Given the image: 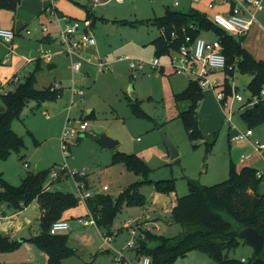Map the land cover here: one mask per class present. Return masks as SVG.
I'll use <instances>...</instances> for the list:
<instances>
[{
	"label": "rangeland",
	"instance_id": "374dc122",
	"mask_svg": "<svg viewBox=\"0 0 264 264\" xmlns=\"http://www.w3.org/2000/svg\"><path fill=\"white\" fill-rule=\"evenodd\" d=\"M25 1L20 0L15 9L0 8V24L11 26L14 19L19 18L21 21L17 28L13 29L15 34L10 42L0 38V106H4L2 94L13 88L17 80H23L25 74L33 69L38 56L49 58L54 53H58L53 57L57 63L56 67L47 69L45 64L37 72L35 86L41 88L46 82L55 80L54 82L60 83L62 94L54 99L45 100L46 102L28 99L18 116L12 119V128L23 137L24 146L19 152H12L8 157L0 158V170L9 182L19 184L26 172L34 169L40 160L50 172L59 171L64 164H67L69 171L82 173L77 181L64 171L52 178L49 172L47 181L52 180L51 183L57 184V180L63 178L62 182L68 183L66 188L77 194L76 184L83 182L85 177L88 185L83 189H88L91 193L98 192L102 191V186L106 184L108 189L102 192L116 197L124 186L140 178V175L127 170L122 162L113 160L114 150L135 152L149 166L148 177L151 182L143 183L139 187V191L141 189L144 193L140 192L145 194L147 199H151V194L155 191L153 181L158 178L173 177L175 189L170 193L182 195L189 191L188 181L190 180L210 185L225 179L229 175L230 163L237 168L241 165H249L258 166L264 170V153L258 156L256 163L252 162V158L243 157V154L255 152L251 143L255 140L254 136L250 135L252 140L233 139L237 130L236 126L239 128L244 126L241 124L244 122H242L241 110L238 108L240 101L234 103L229 123L214 95V89L219 90L220 87L204 88L203 97L198 102L196 111L200 130L205 136L189 137L178 115L180 110L187 107L188 100L177 101L174 93L182 90L185 82L189 78H194V75L185 71L169 73V68H165L163 73L157 70L149 72L146 66L137 71L134 76L135 71L129 67V58L148 60L155 57L150 40L159 34V28L149 18L163 14L164 7L167 6L171 9L184 10L187 0H123L121 3L110 0L102 6L108 7L105 15L107 17L96 18L92 29L95 44L96 41L100 44L99 58L90 63L83 61L80 72L75 74L71 73L70 59L58 40L54 39L52 42L40 40L39 35L46 34L40 29L42 25L47 26L51 32L54 29L48 12L44 9V20L40 16L26 19L35 11H33L34 7L28 6ZM28 2L37 3L35 0H27ZM255 19L264 25V10L258 12ZM27 29L30 30L29 33ZM200 36L211 40L216 34L209 30L201 32ZM253 39L264 47V31L260 28ZM84 55L93 56L88 50L84 51ZM99 59L110 61L109 67H99L97 65ZM158 60L162 64L165 63L167 55L159 56ZM225 76L228 74L223 69L211 71L207 75L213 83L224 82ZM250 77L249 73L235 71L233 76H228L227 81L233 85V91L241 94L245 99L250 95L247 88ZM72 89L76 91L82 89V93L74 94ZM134 100H137L145 114H136L133 111L129 102ZM88 113L91 114L88 115ZM83 120L86 121L87 126L80 129L79 123ZM64 126L69 132L74 133L69 136L66 156L60 142ZM252 128L255 133L264 132L260 124ZM98 129L116 139L117 144L113 147H100L94 140ZM213 136L215 140L208 149L206 141H210ZM164 137L176 147L178 151L176 157L171 158L170 149ZM258 188L259 191L264 192L261 182ZM163 197L166 195L162 196V200ZM84 206V202L79 199L76 205L66 210L72 213L69 218L74 216L76 220L80 214L85 216ZM5 207L7 210H13L7 205ZM142 209L149 214L152 212L151 207L147 205L146 207L131 206L124 203L120 206L112 223L106 227L101 226L100 228L105 230L99 231L110 234L122 224L124 219L130 215L134 216ZM150 228L155 233L173 236L182 232L183 225L179 222L168 224L161 221L160 227L151 226ZM39 229V220L36 218L32 223L33 234L31 235L37 234ZM0 231L5 233L3 229ZM123 231L120 232L123 234L116 241L119 246L124 242L126 232ZM26 233L11 235V238L19 243L12 250L0 251V264L30 262L29 258L38 261L36 253L43 254L48 264L47 253L24 237ZM94 233L96 232L93 231V236L96 235ZM76 235L80 240L81 236ZM137 237L138 233L134 237L130 233L127 241ZM127 241L123 244L125 248L116 246L115 248L122 249L133 264H140L134 252L132 255V247L127 246ZM111 242L112 239L109 243ZM72 244L79 250L72 264H111L110 254L104 252H97L96 255L92 253L88 259L83 260L86 258V255H82L83 244L77 240L72 241ZM148 245H154V241H149ZM103 247L104 245L101 248ZM227 253L230 257L247 258L252 255L253 248L240 240ZM213 262V259L205 252L193 249L186 255L177 257L172 264H212Z\"/></svg>",
	"mask_w": 264,
	"mask_h": 264
},
{
	"label": "trees",
	"instance_id": "16d2710c",
	"mask_svg": "<svg viewBox=\"0 0 264 264\" xmlns=\"http://www.w3.org/2000/svg\"><path fill=\"white\" fill-rule=\"evenodd\" d=\"M19 1L0 0V8L15 9ZM149 20L160 29V33L151 40L154 55L158 57L179 49L187 36L188 42L192 43L201 32L213 31L222 45L226 66L231 65V69L225 68L224 71L231 76L235 71L251 75L247 83L249 100L253 96L258 97V100L243 109L241 118L249 128L264 122V100L260 95L261 89H264V60L256 59L242 45L240 38L222 30L196 8L182 11L166 7L163 14ZM35 61L34 69L24 80L17 82L13 90L2 94L5 109L0 111V158L19 152L24 146L23 137L14 131L11 121L18 116L28 99L45 101L60 94V90H50V85L40 89L35 87L40 59ZM227 79L226 76L223 86L229 92ZM202 97L203 89L193 78L188 80L182 90L174 93L175 100H188L187 107L180 110L178 115L189 137L205 136L200 130L196 111ZM129 104L136 114H145L137 100L130 101ZM214 140L213 136L210 141H206L208 149ZM113 160L122 162L127 170L140 175V178L130 182L116 197L107 192H97L87 198L98 227L109 226L124 203L131 206L143 205L146 198L139 187L151 182L148 177L150 168L137 153L114 150ZM49 172L47 167L39 171L28 170L19 184H13L0 170V204L20 210L37 199L41 209L40 229L27 239L47 253L48 264H61L63 258L75 253V249L68 245L67 233L53 234L49 232V227L52 221L62 217L66 209L76 205L79 198L70 191L47 189ZM259 182L255 167L243 165L237 168L233 163H230L229 175L219 182L204 185L188 181L189 191L176 196L170 212L172 221L183 225L182 232L167 236L141 228L144 236L137 237L136 252L149 256L150 264H172L177 257L184 256L193 249L208 254L214 261L212 264H264V244L258 255L252 253L243 260L230 257L227 253L240 240L244 241L238 234L239 229L244 226H254L264 235V192L259 191ZM153 188L157 192L168 194L174 191L175 180L173 177L155 179ZM149 241H154V245H148ZM18 243L11 236L0 233V251L12 250ZM19 264L34 263L22 261Z\"/></svg>",
	"mask_w": 264,
	"mask_h": 264
},
{
	"label": "built area",
	"instance_id": "2783aa9c",
	"mask_svg": "<svg viewBox=\"0 0 264 264\" xmlns=\"http://www.w3.org/2000/svg\"><path fill=\"white\" fill-rule=\"evenodd\" d=\"M121 2L122 0H116ZM177 3V1H176ZM212 3H209L211 6ZM263 7V0H235L231 10L229 13L224 14L221 12H215L211 20L212 22L220 27L222 30L231 33V34H242L248 30L251 26L254 18L255 12L258 9ZM46 11L48 12V17L50 21H52L55 31L51 33L48 30V27L45 25L41 26V29L45 31L48 35L54 36L56 40H58L63 45V51L67 54L70 59V67L71 73L75 74L80 72L81 65L84 60L91 61L92 57L85 56L83 52V47L85 45H93L95 44L94 36L89 32H82L83 23L73 18L69 15L61 13L54 4V0H51L50 3L46 6ZM246 12V13H245ZM30 30L27 29V33ZM14 36V31L10 28L0 27V38L5 42H10ZM189 37L185 38V41L182 45H180L179 49L170 51L167 54V60L165 63H160L158 60V56H155L148 60L137 59V58H129V67L133 69L134 76H136L137 71L144 69V67L149 68V72H154L157 70H163L165 68H169L171 72H190L194 75L193 79H196L198 84L202 89L210 87L214 89L216 86L215 83L211 82L207 75L209 72L217 70V69H231V65L226 66L225 56L222 52V45L220 41L215 38L211 40H206L201 36H198L193 40L192 43L188 42ZM7 54H5L6 56ZM97 65L101 68H108L109 62L104 59H99L97 61ZM229 77L231 75L228 74ZM227 76V77H228ZM235 88V87H234ZM61 85L59 82H52L50 84V90H60ZM72 92L82 93V89L75 90L72 89ZM214 95L216 100L219 102L222 111L225 115L227 122H231V116L233 113V102L236 100H244L243 96L237 92L233 91V85H231L230 91H226L224 87L219 90L214 89ZM260 95L264 100V89H261ZM258 100V97L253 96L250 100L247 101V105H252L254 102ZM87 123L85 120L80 121L79 128H86ZM252 134V129L247 128L245 130L237 129L233 135V139L236 141H242L249 139V135ZM74 135L73 132H69L65 126L62 129L60 142L61 148L64 151V156L67 155L68 149V139L69 136ZM253 147L259 153L264 152V141H254L252 142ZM66 172L74 179H78L82 176V173H77L73 171H69L67 169V164L59 171H52L51 178L58 175L61 172ZM257 176L260 178V182L264 186V170H257ZM78 181V180H77ZM52 180L47 181L46 188H49ZM86 183L83 181L79 184H76L77 188V196L81 199L87 208V213L85 216H78V222L82 224H95V215L91 211L90 207L87 204V198L92 196V193L88 189H83ZM103 189H107V185H103ZM69 228V222L66 219L58 218L50 224L49 232L50 233H59ZM138 225H133L130 229V233L132 237H134L137 233ZM139 237H143L144 234L141 232ZM102 240L104 244H108L110 242L111 235L102 233ZM127 246L135 247L136 246V238H130L127 241ZM103 248H101L102 250ZM242 260L244 258H241ZM140 264H150V257L147 255H141L139 257ZM113 264H133L132 261L126 257L121 249L115 250V254L113 256Z\"/></svg>",
	"mask_w": 264,
	"mask_h": 264
},
{
	"label": "crops",
	"instance_id": "0c3cea01",
	"mask_svg": "<svg viewBox=\"0 0 264 264\" xmlns=\"http://www.w3.org/2000/svg\"><path fill=\"white\" fill-rule=\"evenodd\" d=\"M35 1L37 2L35 4H31L30 2L27 3V0L25 1L28 6L34 7L33 11H35V12L31 13V15L29 17H27L26 19H31L33 17L36 18V17L40 16L42 18V20H44V18H45L44 9L50 3L51 0H35ZM109 1L110 0H54V4H55L57 9L61 13L69 15V16H71L73 18L81 19L82 21L81 20L80 21L83 23L82 32H89V33L92 34V29H93V27H94V25L96 23L95 22L96 18L101 19V17H105V18L107 17L105 15L107 14L108 7L104 8L102 6H104ZM116 2H118V1H116ZM121 2H119V3H121ZM175 3H176V1H175ZM209 3H212V5L209 6ZM234 3H235V0H187L186 4H185V8H183L184 10H182V11H187L190 8H196L199 11L204 12L208 16V18L211 20V17H212V15L215 12H221V13H224V14L229 13ZM168 8H170V7H168ZM165 9H166V7H164V10ZM263 10H264V0H263V7L261 9H258L255 12V17H256L258 12H262ZM96 14H100L101 16H97ZM108 19H111V18L108 17ZM19 22H21L19 20V18L18 19H14L12 21L11 26L0 24V27H5V28L11 27L12 30H13V29L17 28V25L19 24ZM255 22L257 24H255ZM53 27H54V25H53ZM259 28L262 31H264V25H261L259 23V20L257 22V20L254 18L251 26L248 28V30L246 32H244L242 34H233V35L236 38L239 37L241 39L242 45L256 59H263L264 60V47L261 46L260 44H257L254 41V39H253L255 33L257 31H259ZM54 29H55V27H54ZM54 29H53V32H51V33H54V31H55ZM159 33H160V29H159ZM14 34H15V32H14ZM39 37H40V40H43V41H46V42H52L55 39L54 36L48 35L47 33L46 34L41 33L39 35ZM215 38H217V37L215 36ZM215 38H213V39H215ZM151 40H152V38H151ZM151 40H150V43H151ZM152 47H153V45H152ZM86 50L90 51L93 54V56H91L92 57L91 61H87L88 63L94 62L95 60H97L99 58L98 55L101 53L100 44H98L97 41H96V44L85 45L83 47V52L86 51ZM153 54H154V47H153ZM56 55H58V53H54L53 56L49 57V58L48 57L38 56L37 58L40 59V69H42L43 66L45 64L49 63V62L55 64V66H53L50 69H53L54 67H56L57 63L53 59V57L56 56ZM124 58L128 59L129 57L124 56ZM84 61H86V60H84ZM108 62H110V61H108ZM35 63H36V61H35ZM34 67H35V65H34ZM34 67H33V69H34ZM33 69H31V70H33ZM147 69H148V67H147ZM31 70H29L27 72V74ZM164 71L165 70L163 69L162 73ZM37 72H36V82H37ZM169 73H172V72L169 71ZM27 74H25V76ZM17 79H18V77H17ZM23 80H24V78H23ZM188 80L185 82L184 87L186 86ZM11 81H13V80H11ZM19 81H22V80H17L15 82L13 88H11L9 90H13L15 85ZM54 81L51 80V81L46 82V84L43 87L48 86L49 84H51ZM215 84H216V86H219L220 88H222V87L225 88V86H223V82L222 83L216 82ZM43 87H41V88H43ZM38 89H40V88H38ZM229 89H231V84L230 83H229ZM61 94H62V90H60V94L59 95H61ZM249 96L247 98H245L246 100L244 99V97H243L244 100H241V101L240 100H236V101H240L241 102L240 104H238V108H240L241 112L247 106V100H249ZM236 101L233 102V107H234V103H236ZM88 111L90 112V109ZM241 112H240V114H241ZM242 122H244V121H242ZM198 124H199V121H198ZM241 124H244V126L240 127V128L236 126V129L245 130V129L249 128L246 125L245 122L241 123ZM258 125H256V126H258ZM260 126H261L262 129H264V122L260 123ZM251 129H252V134H250V135L252 137L254 136V139L256 141L260 140L261 142H263L264 141V132H263L264 130H262L263 133H255V131H254V129L252 127H251ZM250 135H249V139H250ZM250 140H252V139H250ZM255 140H252L251 143L254 142ZM261 154L262 153H259L257 150H255V152L252 153V154H250V153L243 154V157L246 158V159L252 158L253 161L252 160L251 161L253 163H256L258 156L260 157ZM263 157H264V155H263ZM241 166H243V165H241ZM252 167H255L257 170H263L262 168H258V166H252ZM83 180L85 181L86 186H87L88 185L87 179L85 180V177H84ZM134 180H136V179H134ZM62 181H63V178H59L57 180V184L55 182L51 183L49 185L48 189H60V190L69 191L66 188V187H68V183L65 184ZM104 185H106V184H104ZM107 189H108V186H107ZM107 189H103V186H102V191H105ZM102 191L99 190L98 192H102ZM140 191L142 193H144L141 189H140ZM95 193H97V192H92V196ZM151 195H152L151 199H147L146 198L145 203L143 204L145 207H146V205L151 207V210H152V212L150 213L151 215L149 213L144 212V210L142 209L141 212H137V214H135L134 216L130 215L128 218L124 219L122 224L120 226H117V229H114V231L110 232V235L112 234L111 235V238H112V242L111 243L112 244L111 243L104 244V242L102 240L101 231L105 230V228H100V227H98L95 224H82V223L78 222L77 218L75 220L74 216L69 218L72 215V213L68 212V211L66 212V210H67L66 209L63 212L61 218L62 219H66L67 221L69 220L68 221L69 222V228L64 230V231H62V232L67 233V235H68L67 243H68V245H70L71 247H73L75 249V253L73 255H71V256L63 258L62 261H61V264H72L73 262H75L74 256H76L78 254L79 250H78V248L76 246H74L72 244V241H76L77 240V241H79L80 243L83 244L82 245L83 249H81L82 250V255H84V256L86 255V258H83V260L84 259H88L89 255H91L92 253L94 255H96L97 252H101V253L104 252V253L110 254V261H111V264H113V256L115 254V250H118L119 248H123V247L125 248V245H123V244H125V242L128 239V235L130 234L129 233V228H131L134 224H136V223L138 224L137 233L139 235L141 233V231H142L141 228H146V229H150L151 230V228H150L151 226L160 227V222L161 221L165 222V223H168V224L174 223L172 221L171 217H170V212H171L172 206L175 203V198H176L177 195H174L172 193L164 194V193L157 192V191H154ZM165 195H166V197H163V200H162L161 199L162 196H165ZM145 197H146V195H145ZM166 198L169 199V200H167ZM84 205H85V203H84ZM5 206H6L5 204H0V229H3V231L5 232V233H3V232L0 231V233L7 234V235L11 236L13 234H20V233L27 232L25 234L27 236L24 235V237H26V238L29 237L31 235V233H32L31 229H32L33 221L36 218L39 220V218L41 216V209L39 207L37 199H33L27 206H25L23 209H20V210H7ZM84 209H85V213L84 214H86L87 213L86 212L87 211L86 205L84 206ZM80 216H82V214H80ZM87 226H90V227L87 228ZM99 230H101V231H99ZM106 230L108 231V229H106ZM93 231L96 232V233H94V234H96L95 236H93ZM122 231L126 232V234L124 233L125 236H124L123 244L119 246V245L116 244V241H117V238L121 234H123V233H120ZM76 234H79L81 236L80 240L77 238L78 236ZM102 245H104V247L101 250ZM115 246L119 247V248H115ZM95 248L97 250H93ZM121 251H122V249H121ZM133 252H134V255H136L137 260L139 262V257L141 255L136 252V247L132 248V255H133ZM28 257H30V256H28ZM36 258L40 262H38L36 260H33V258H29V260H30V262H32L34 264H36V263L37 264H43V262L45 261V257L41 253H36ZM241 258H244V257H241ZM44 264H46V261L44 262Z\"/></svg>",
	"mask_w": 264,
	"mask_h": 264
},
{
	"label": "water",
	"instance_id": "95a60500",
	"mask_svg": "<svg viewBox=\"0 0 264 264\" xmlns=\"http://www.w3.org/2000/svg\"><path fill=\"white\" fill-rule=\"evenodd\" d=\"M55 66L54 63H47V69L52 68ZM5 109L4 106H0V111ZM94 140L100 145V147H113L117 144V140L110 137L106 134V132L98 129L95 134ZM165 143L168 145L170 149V156L174 158L177 156L178 151L176 147L166 138L164 137ZM45 168V164L43 161H38L35 165V171H39ZM238 234L241 238L244 239V242L249 244L253 248V254L258 255L261 251L263 244H264V235L259 232L254 226H244L239 229Z\"/></svg>",
	"mask_w": 264,
	"mask_h": 264
}]
</instances>
